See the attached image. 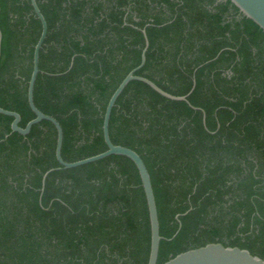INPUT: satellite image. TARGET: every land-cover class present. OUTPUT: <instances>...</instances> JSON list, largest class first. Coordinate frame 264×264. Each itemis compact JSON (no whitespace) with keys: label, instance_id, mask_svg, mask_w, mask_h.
<instances>
[{"label":"trees","instance_id":"16d2710c","mask_svg":"<svg viewBox=\"0 0 264 264\" xmlns=\"http://www.w3.org/2000/svg\"><path fill=\"white\" fill-rule=\"evenodd\" d=\"M48 32L36 107L62 126V157L107 151L108 102L135 74L188 102L132 81L112 109L113 144L136 151L151 176L157 264L221 243L264 260V31L229 0H36ZM0 106L28 104L42 32L31 0H0ZM194 88V89H193ZM0 114V264H148L151 225L136 165L110 156L74 169L56 159L48 121L29 135Z\"/></svg>","mask_w":264,"mask_h":264},{"label":"water","instance_id":"95a60500","mask_svg":"<svg viewBox=\"0 0 264 264\" xmlns=\"http://www.w3.org/2000/svg\"><path fill=\"white\" fill-rule=\"evenodd\" d=\"M229 1H231L232 4H234L245 17L252 20L256 25H258L264 31V0H229ZM31 5L33 7V10L37 18L40 20L42 25L41 35L34 49L33 71L28 85V104L31 111L35 114V118L31 120L26 125L25 128H21L20 127L21 116L19 113L6 110L0 106V114L4 116L12 117L13 118V122L11 124L12 132L19 133L20 135L23 136L29 135L32 130V127L34 125L41 123L42 121H48L52 123L56 128L57 130L56 159L61 167L48 171L44 175L43 183H45V180L50 173L57 170L78 168L91 163H96L100 160H103L113 155L124 156L129 158L136 165L138 169L148 205L150 225H151V249H150L148 264H157L159 257L160 243L163 240V238L160 235L158 209H157L155 194L152 186L151 176L148 172V169L143 159L136 151L127 147L113 144L109 132L110 117H111L112 109L114 108L118 98L125 90V88L128 86V84L132 81L143 82L148 86H150L154 91H156L163 97L173 101H183L189 103L188 96L191 93L187 96L171 95L166 91H164L163 89H161L159 86H157L151 80L135 74L138 70H140L144 66L146 62V52L149 46L146 32L143 31L146 38V47L142 54L141 64L131 73H129L125 77V79L120 83L116 91L111 96L108 105L106 107V111L104 114V122H103V137L105 144L108 147L107 151L77 162H71V163L66 162L62 157V146L64 139L62 126L54 117L46 115L45 113L40 111L36 107L34 101L35 83L40 73L39 55L43 43L47 37L48 25L44 15L42 14L37 4V1L31 0ZM1 44H2V33L0 31V59H1ZM165 264H264V260L258 256L252 255L248 250L245 249L226 247L221 243H211V244H207L204 247L192 249L184 253H181L176 257L167 261Z\"/></svg>","mask_w":264,"mask_h":264}]
</instances>
